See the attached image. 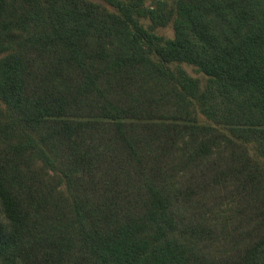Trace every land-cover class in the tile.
Here are the masks:
<instances>
[{"label":"trees","instance_id":"1","mask_svg":"<svg viewBox=\"0 0 264 264\" xmlns=\"http://www.w3.org/2000/svg\"><path fill=\"white\" fill-rule=\"evenodd\" d=\"M102 1L0 0V264H264V0Z\"/></svg>","mask_w":264,"mask_h":264},{"label":"rangeland","instance_id":"2","mask_svg":"<svg viewBox=\"0 0 264 264\" xmlns=\"http://www.w3.org/2000/svg\"><path fill=\"white\" fill-rule=\"evenodd\" d=\"M90 1L99 3V4H101V5H103V6L107 7V8H110L102 0H90ZM156 32L158 34L164 35L166 37H172L173 36V28L171 27V25L170 26H167V27H160V28L156 29ZM184 67L188 71V73L191 74L192 76H201L200 74H198L197 72H195V70L192 67L187 66V65H184ZM201 120L205 121V119H203V118Z\"/></svg>","mask_w":264,"mask_h":264}]
</instances>
